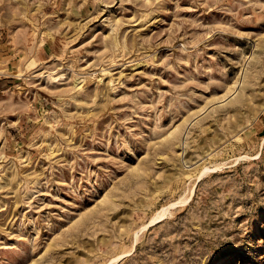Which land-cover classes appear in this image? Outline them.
<instances>
[{"label": "rangeland", "instance_id": "374dc122", "mask_svg": "<svg viewBox=\"0 0 264 264\" xmlns=\"http://www.w3.org/2000/svg\"><path fill=\"white\" fill-rule=\"evenodd\" d=\"M0 264H264V0H0Z\"/></svg>", "mask_w": 264, "mask_h": 264}, {"label": "bare ground", "instance_id": "6f19581e", "mask_svg": "<svg viewBox=\"0 0 264 264\" xmlns=\"http://www.w3.org/2000/svg\"><path fill=\"white\" fill-rule=\"evenodd\" d=\"M225 96V95H224Z\"/></svg>", "mask_w": 264, "mask_h": 264}]
</instances>
